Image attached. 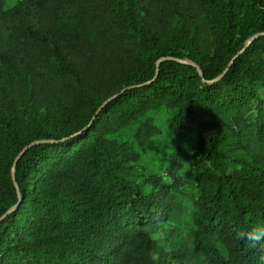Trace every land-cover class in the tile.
I'll return each instance as SVG.
<instances>
[{
	"label": "trees",
	"instance_id": "trees-1",
	"mask_svg": "<svg viewBox=\"0 0 264 264\" xmlns=\"http://www.w3.org/2000/svg\"><path fill=\"white\" fill-rule=\"evenodd\" d=\"M29 77L0 264H264V0H0V85Z\"/></svg>",
	"mask_w": 264,
	"mask_h": 264
},
{
	"label": "rangeland",
	"instance_id": "rangeland-1",
	"mask_svg": "<svg viewBox=\"0 0 264 264\" xmlns=\"http://www.w3.org/2000/svg\"><path fill=\"white\" fill-rule=\"evenodd\" d=\"M2 85H0V99L3 96V94L9 93V96H12L14 98L16 106L21 107L23 106L25 101H30L33 108L36 110L38 114L42 112L41 97L43 96L42 95L43 88L40 82L29 77V80L21 88L9 87L6 84H2ZM4 88L7 89L6 92H3ZM261 94L264 96V90L261 91ZM153 237L161 239L162 232L158 230L153 234ZM154 257L157 259L158 255L154 254Z\"/></svg>",
	"mask_w": 264,
	"mask_h": 264
},
{
	"label": "clouds",
	"instance_id": "clouds-1",
	"mask_svg": "<svg viewBox=\"0 0 264 264\" xmlns=\"http://www.w3.org/2000/svg\"><path fill=\"white\" fill-rule=\"evenodd\" d=\"M241 236L248 242H250L254 247L260 244H264V224L256 225L249 231L242 233Z\"/></svg>",
	"mask_w": 264,
	"mask_h": 264
},
{
	"label": "water",
	"instance_id": "water-1",
	"mask_svg": "<svg viewBox=\"0 0 264 264\" xmlns=\"http://www.w3.org/2000/svg\"><path fill=\"white\" fill-rule=\"evenodd\" d=\"M31 144H28L27 146H25L24 148H23V150L19 153V155L17 156V158L16 159H18L25 151H26V149L30 146Z\"/></svg>",
	"mask_w": 264,
	"mask_h": 264
}]
</instances>
